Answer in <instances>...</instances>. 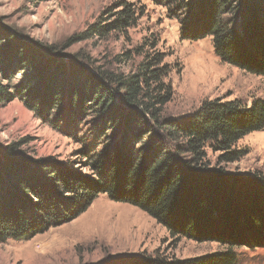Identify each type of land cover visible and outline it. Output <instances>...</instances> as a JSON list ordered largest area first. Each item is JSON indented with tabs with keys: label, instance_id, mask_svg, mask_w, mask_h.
Wrapping results in <instances>:
<instances>
[{
	"label": "trees",
	"instance_id": "1",
	"mask_svg": "<svg viewBox=\"0 0 264 264\" xmlns=\"http://www.w3.org/2000/svg\"><path fill=\"white\" fill-rule=\"evenodd\" d=\"M172 2L183 39L211 37L222 62L264 77V0L262 8L256 0ZM110 9L78 40L133 24V3L121 0ZM62 50L0 27V107L20 99L39 114L64 100L72 108L86 104L101 115L100 138L114 136L99 149H81L88 173L52 158L31 160L20 143L0 146V242L28 240L71 221L106 194L138 207L172 237L223 247L192 259L125 257L120 264H238L236 249L264 247V178L226 173L204 161L206 146L221 151L222 161L237 158L236 142L264 130V99L250 106L206 100L192 115L167 118L162 107L172 93L159 54L125 75L88 72L85 62ZM17 74L20 81L12 86Z\"/></svg>",
	"mask_w": 264,
	"mask_h": 264
},
{
	"label": "rangeland",
	"instance_id": "2",
	"mask_svg": "<svg viewBox=\"0 0 264 264\" xmlns=\"http://www.w3.org/2000/svg\"><path fill=\"white\" fill-rule=\"evenodd\" d=\"M121 0H0V27L21 39L43 46L56 45L63 53L85 62L88 72H134L142 60L159 54L166 68L164 82L171 99L162 116L182 119L202 102L237 100L250 106L264 99V77L222 62L211 37L192 41L181 37L180 18L170 12L172 0H125L133 3L136 17L123 31L78 40L77 36L104 12L108 17ZM257 5L262 8L260 0ZM69 43V44H68ZM69 45V46H67ZM21 76L15 75L14 86ZM68 107L64 100L52 109L36 113L16 99L0 107V146L19 144L31 160L52 158L88 173L81 149L105 144L101 115L85 106ZM43 114V115H41ZM99 145V146H97ZM233 161H222L221 151L205 148L211 168L243 177L264 178V130L245 135L232 147ZM223 247L216 242H197L172 237L162 225L138 207L100 194L71 221L54 226L28 240L0 242V264H120L126 257L169 261L192 259ZM238 264H264V247L239 248Z\"/></svg>",
	"mask_w": 264,
	"mask_h": 264
}]
</instances>
